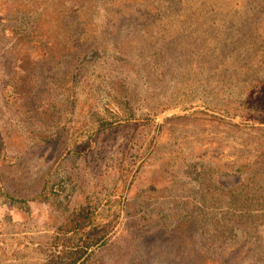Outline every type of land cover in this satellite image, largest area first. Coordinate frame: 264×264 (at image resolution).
Segmentation results:
<instances>
[{
	"label": "rangeland",
	"instance_id": "1",
	"mask_svg": "<svg viewBox=\"0 0 264 264\" xmlns=\"http://www.w3.org/2000/svg\"><path fill=\"white\" fill-rule=\"evenodd\" d=\"M264 264V0H0V264Z\"/></svg>",
	"mask_w": 264,
	"mask_h": 264
},
{
	"label": "trees",
	"instance_id": "2",
	"mask_svg": "<svg viewBox=\"0 0 264 264\" xmlns=\"http://www.w3.org/2000/svg\"><path fill=\"white\" fill-rule=\"evenodd\" d=\"M94 220V211L90 205H83L73 208L68 211V232H73L65 238L61 243L60 257L65 260H55L53 263L47 264H84L89 258V249L93 243L87 238H81V241L76 240V235L82 232L92 224Z\"/></svg>",
	"mask_w": 264,
	"mask_h": 264
}]
</instances>
